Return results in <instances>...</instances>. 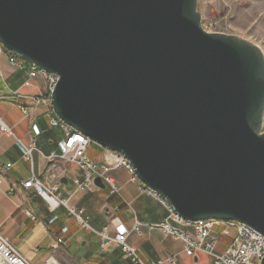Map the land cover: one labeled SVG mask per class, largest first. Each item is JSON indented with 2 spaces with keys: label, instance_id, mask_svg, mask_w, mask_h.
Segmentation results:
<instances>
[{
  "label": "water",
  "instance_id": "water-1",
  "mask_svg": "<svg viewBox=\"0 0 264 264\" xmlns=\"http://www.w3.org/2000/svg\"><path fill=\"white\" fill-rule=\"evenodd\" d=\"M0 43L57 75L55 116L184 221L264 236V51L206 31L198 0H0Z\"/></svg>",
  "mask_w": 264,
  "mask_h": 264
},
{
  "label": "crops",
  "instance_id": "crops-1",
  "mask_svg": "<svg viewBox=\"0 0 264 264\" xmlns=\"http://www.w3.org/2000/svg\"><path fill=\"white\" fill-rule=\"evenodd\" d=\"M9 58L6 50L0 54V118L14 134L8 136L0 132L1 234L32 264H43L52 256L60 264H133L114 243L103 250L100 236L93 230L82 229L67 207L52 211L34 189H24L22 182L35 175L44 183L57 185V195L69 200L72 207L85 209L91 227L98 232L109 227L108 234L114 236L113 221L132 232L136 223H140V234L131 233L128 241L146 264L176 257L177 246L184 253V243L180 239L150 229L169 216L168 208L158 198L148 195L147 188L126 167L120 166L110 172L116 191L104 182L105 187L94 184L90 191L75 195V179H83V172L59 158L64 152L65 133L52 127V107L36 105L31 100L46 97L48 83L40 76L30 78L31 63L18 58L23 66L20 68ZM32 140L37 146L33 162L25 160L23 146ZM89 148L88 156L92 160L104 162L108 150L94 148L95 153L90 154ZM53 153L58 157L51 162L49 157ZM7 164L13 166L7 169ZM52 174L59 180H50ZM30 213L38 217L37 223L29 217ZM60 239L64 243L55 248ZM220 242L216 251L224 253L230 241L226 240L223 245Z\"/></svg>",
  "mask_w": 264,
  "mask_h": 264
},
{
  "label": "built area",
  "instance_id": "built-area-1",
  "mask_svg": "<svg viewBox=\"0 0 264 264\" xmlns=\"http://www.w3.org/2000/svg\"><path fill=\"white\" fill-rule=\"evenodd\" d=\"M4 50V47L0 43V54L3 53ZM18 58L17 55L10 53V62L23 68V66L18 63ZM29 75L30 78L40 76L48 83L47 96L34 97L31 99L32 102L36 105L52 107L51 97L59 81V77L57 75L49 74L33 64H31ZM50 120L52 127L62 129L66 136L64 152L59 158L71 162L83 172V179H75L77 185L75 195L90 191L97 178H101L104 182L110 184L116 191L114 180L110 176V172L120 166L126 167L132 176L137 178L135 171L123 155L108 151V154L105 155L104 162L98 163L88 156V148L92 144V141L88 137L67 125L61 119L56 117L55 114L51 116ZM0 132H3L8 136L14 135L12 130L1 118ZM23 146L25 148V160L33 162V153L37 151L35 140H32L27 145L23 144ZM57 157L58 156L53 153L49 157V160L53 162ZM12 166V164H7L6 168L9 169ZM53 168L54 166L51 170ZM49 179L53 181L59 180L55 174L50 175ZM1 183L2 179H0V184ZM21 185L24 189H34L38 196L48 202L52 211L61 206L67 207L70 214L77 219L82 229L93 230L100 236L101 248L103 250L107 249L112 243H114L121 248L125 257L130 259L133 264H146L140 257L136 247L132 246L128 241L131 233L134 232L140 234V223H136L132 232L123 224L113 221L115 235L110 236L108 234L109 227L104 228L101 232L94 230L91 227L90 219L87 216L85 209L72 207L69 204V200L61 199L57 195V185L44 183L35 175L23 181ZM146 192L148 195L158 198L169 211V216L162 223L150 226V229H158L169 236L180 239L184 243V253L186 255L198 259L199 253H206L215 258V264H263L264 236L255 229L234 221H184L164 198L149 189H147ZM29 217L36 223L39 221L38 217L32 213L29 214ZM233 231L235 232L234 236H232ZM221 237L228 238L230 243L226 247L224 253L219 255L216 254V249ZM63 243V240H58L55 248H58ZM167 262L169 264H177V258L173 257ZM0 264L32 263L0 232ZM43 264L60 263L54 256H52ZM155 264H165V262L161 261Z\"/></svg>",
  "mask_w": 264,
  "mask_h": 264
},
{
  "label": "rangeland",
  "instance_id": "rangeland-1",
  "mask_svg": "<svg viewBox=\"0 0 264 264\" xmlns=\"http://www.w3.org/2000/svg\"><path fill=\"white\" fill-rule=\"evenodd\" d=\"M198 11L206 31L238 36L264 51V0H198ZM94 148L101 147L92 143L90 154L95 153ZM226 240L230 241L221 237L220 245L225 244ZM176 249L177 264H215V258L209 254L201 252L197 260L182 253L181 247L177 246ZM216 254L221 255L222 251L217 250ZM165 264L169 263L166 261Z\"/></svg>",
  "mask_w": 264,
  "mask_h": 264
}]
</instances>
